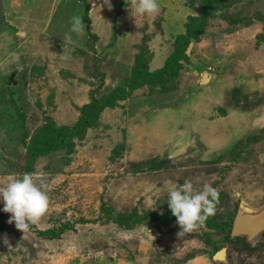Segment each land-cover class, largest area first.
Returning <instances> with one entry per match:
<instances>
[{
	"label": "rangeland",
	"instance_id": "obj_1",
	"mask_svg": "<svg viewBox=\"0 0 264 264\" xmlns=\"http://www.w3.org/2000/svg\"><path fill=\"white\" fill-rule=\"evenodd\" d=\"M158 3L155 17H141L135 0H111L110 10L102 0H0V186L29 172L49 196L35 231L0 237V264H264V231L244 242L205 227L178 237L176 220L153 219L185 180L217 189L218 221L264 209V0ZM202 18L177 77L135 87L142 67L169 66ZM119 88L130 94L112 95ZM102 96L96 124L68 153L26 171L37 134L75 128Z\"/></svg>",
	"mask_w": 264,
	"mask_h": 264
},
{
	"label": "clouds",
	"instance_id": "obj_2",
	"mask_svg": "<svg viewBox=\"0 0 264 264\" xmlns=\"http://www.w3.org/2000/svg\"><path fill=\"white\" fill-rule=\"evenodd\" d=\"M96 5L94 4L93 7ZM102 5L110 10L111 0H102ZM159 11L158 0H135L136 16L155 17ZM83 29L81 17H72L70 30L80 33ZM44 187L43 185L38 187L33 180V174L29 172L0 186V202L3 204L0 211L10 214L8 223L14 222L15 228L23 235L30 232L32 226L36 225L47 212L49 196L43 190ZM218 202L217 189L208 183H204L200 190H196L188 180L172 187L168 192L167 205L180 229L177 236L183 237L202 228L206 220L215 215Z\"/></svg>",
	"mask_w": 264,
	"mask_h": 264
},
{
	"label": "trees",
	"instance_id": "obj_3",
	"mask_svg": "<svg viewBox=\"0 0 264 264\" xmlns=\"http://www.w3.org/2000/svg\"><path fill=\"white\" fill-rule=\"evenodd\" d=\"M222 17H226V13L222 14ZM234 23V22H233ZM204 28V18H202L198 23L193 24L192 27L186 28V32L183 36H180L179 43L177 44L175 51L173 53V56L169 59L168 62H170L169 66H167L162 71L156 72V73H148L145 70V67H142L143 69L140 70L139 77L136 78L135 83L138 87L139 84H148L150 83L153 85L157 81H159L161 78L165 77H171L175 78L178 75V66L179 62L186 58L184 51L186 50L189 42H196L199 40L200 35L203 33ZM262 37L260 40L264 41V35H261ZM130 94L129 90H125L123 88L116 89L113 91L112 95H115V97L123 98L125 96H128ZM115 98L114 96H112ZM107 97L102 96L101 101L93 100L91 105H88L86 110L83 111V117L78 123V125L73 129L68 128H62V129H47L46 131H43L41 134H37V136L29 142L27 145V168L26 171H29L31 169L32 163L36 158L39 156L46 155L48 153H51L52 151H64L68 153L70 151L71 145H72V139L74 137L80 138L85 129L87 127H92L97 122V117L99 116V113L101 112L104 102H107ZM3 207V204L1 208ZM8 213H4L0 211V237L4 235L14 234L17 232H21L15 228V225H7L6 220L9 218ZM233 215H228L226 220L218 221L217 219H214L213 216H210L203 227L214 230V231H221L224 234L225 240L232 242H244V236L239 237H232L230 238V230L233 222ZM147 218V214H144L141 216L140 219H136L134 223H138L141 219ZM153 219L158 224H165L169 221L176 220L174 216H172L171 212L164 213L160 216H153ZM123 225V221H121ZM64 223L58 234L62 233L61 230L64 229H72L71 227L74 226L76 223L73 222L72 224H66ZM64 227V228H63ZM31 231H35L31 228ZM53 232V229L47 230L45 232L46 235ZM38 234H41L39 232ZM221 247L216 246L214 250H219Z\"/></svg>",
	"mask_w": 264,
	"mask_h": 264
},
{
	"label": "water",
	"instance_id": "obj_4",
	"mask_svg": "<svg viewBox=\"0 0 264 264\" xmlns=\"http://www.w3.org/2000/svg\"><path fill=\"white\" fill-rule=\"evenodd\" d=\"M190 46L191 44L188 45L186 53ZM261 231H264V209L256 213L237 211L233 218L230 237L244 236L248 241H251ZM218 254L223 255V261L225 259L226 249L222 248L218 250L213 256L214 260L221 261L220 258L217 257Z\"/></svg>",
	"mask_w": 264,
	"mask_h": 264
},
{
	"label": "bare ground",
	"instance_id": "obj_5",
	"mask_svg": "<svg viewBox=\"0 0 264 264\" xmlns=\"http://www.w3.org/2000/svg\"><path fill=\"white\" fill-rule=\"evenodd\" d=\"M206 78H208V77H206ZM217 257H219L220 259H223V255L222 254H218Z\"/></svg>",
	"mask_w": 264,
	"mask_h": 264
}]
</instances>
